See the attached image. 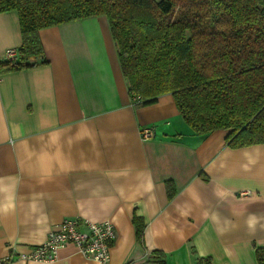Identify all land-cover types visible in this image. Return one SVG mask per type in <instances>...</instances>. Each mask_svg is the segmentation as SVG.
Returning a JSON list of instances; mask_svg holds the SVG:
<instances>
[{
  "label": "crops",
  "instance_id": "1",
  "mask_svg": "<svg viewBox=\"0 0 264 264\" xmlns=\"http://www.w3.org/2000/svg\"><path fill=\"white\" fill-rule=\"evenodd\" d=\"M39 38L47 63L0 74V259L77 218L82 232L112 223L109 264H260L264 143L193 133L170 94L133 106L105 15ZM20 45L16 10L0 12V61ZM11 264L99 263L67 243L51 262Z\"/></svg>",
  "mask_w": 264,
  "mask_h": 264
},
{
  "label": "trees",
  "instance_id": "2",
  "mask_svg": "<svg viewBox=\"0 0 264 264\" xmlns=\"http://www.w3.org/2000/svg\"><path fill=\"white\" fill-rule=\"evenodd\" d=\"M9 10L21 45L0 74L48 62L40 29L105 15L133 106L170 94L193 133L228 130L232 148L264 143V0H0ZM132 221L140 241L144 222Z\"/></svg>",
  "mask_w": 264,
  "mask_h": 264
},
{
  "label": "built area",
  "instance_id": "3",
  "mask_svg": "<svg viewBox=\"0 0 264 264\" xmlns=\"http://www.w3.org/2000/svg\"><path fill=\"white\" fill-rule=\"evenodd\" d=\"M16 56V49H7L4 59L11 60ZM154 129L144 127L141 130L143 138L153 135ZM77 218L64 219L57 230L47 234L46 239L26 253H9L0 259V264H11L20 259L24 261L51 262L55 260L56 252L67 243H73L77 249L86 257L99 264H109V249L116 239V231L109 221L89 222L86 221L87 232L78 229Z\"/></svg>",
  "mask_w": 264,
  "mask_h": 264
}]
</instances>
